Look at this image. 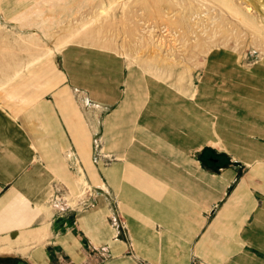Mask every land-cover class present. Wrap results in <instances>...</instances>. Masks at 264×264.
Returning <instances> with one entry per match:
<instances>
[{"label": "rangeland", "instance_id": "obj_1", "mask_svg": "<svg viewBox=\"0 0 264 264\" xmlns=\"http://www.w3.org/2000/svg\"><path fill=\"white\" fill-rule=\"evenodd\" d=\"M40 81L44 92L72 88L93 162L111 174L98 185L83 176L80 196L58 183V195L79 210L103 191L107 221L117 230L125 225L119 237L133 256L132 214L112 179L124 162L116 155L122 142L111 149L106 117L131 97L117 131L134 119L131 143L152 159L151 169L138 168L141 194H168L180 184L176 193L200 196L197 214L211 217L221 204L222 173L234 168L240 178L264 160V0H0V97H19ZM138 214L161 233L181 230L179 223L169 230L154 212ZM31 249L0 239V256L27 257Z\"/></svg>", "mask_w": 264, "mask_h": 264}, {"label": "crops", "instance_id": "obj_2", "mask_svg": "<svg viewBox=\"0 0 264 264\" xmlns=\"http://www.w3.org/2000/svg\"><path fill=\"white\" fill-rule=\"evenodd\" d=\"M41 82L26 86L33 89L19 97H0V239L10 240L22 252L31 247L27 257L18 255L27 264H66L67 260L74 264H143L140 260L146 264H264V160L252 164L240 178L234 168L225 169L220 177L224 191L215 200L221 204L211 217L197 214L200 196L176 193L180 184L168 194H141L144 178L138 168L151 169L153 164L139 143H131L137 128L134 119L126 120L131 124L117 131L131 97L123 100L106 117L105 131L112 150L122 142L116 155L124 157V162L115 165L112 179L120 198L130 201H124V212L132 214L128 220L135 244L132 256L127 242L119 237L120 230L107 221L103 191L90 195V207L79 210L58 195V183L75 196L80 194L83 176L98 185L107 184L111 174L107 169L101 174L93 162L90 133L72 88L64 84L44 92L38 86ZM125 166L130 167L123 176ZM197 177L194 180L200 184ZM185 185L192 189L191 184ZM200 189L196 187L195 193H201ZM140 210L148 216L154 212V218L172 224L169 230L179 223L181 230L174 227L179 233H161L138 217ZM163 212L167 219L157 214ZM189 227L192 232L183 235Z\"/></svg>", "mask_w": 264, "mask_h": 264}, {"label": "flooded vegetation", "instance_id": "obj_3", "mask_svg": "<svg viewBox=\"0 0 264 264\" xmlns=\"http://www.w3.org/2000/svg\"><path fill=\"white\" fill-rule=\"evenodd\" d=\"M1 264H27L21 257L17 255L2 256ZM15 258V259H14Z\"/></svg>", "mask_w": 264, "mask_h": 264}, {"label": "bare ground", "instance_id": "obj_4", "mask_svg": "<svg viewBox=\"0 0 264 264\" xmlns=\"http://www.w3.org/2000/svg\"><path fill=\"white\" fill-rule=\"evenodd\" d=\"M212 103V102H211ZM162 106H166V105H162ZM214 107V106H213ZM209 108H211V107H209ZM159 109V108H158ZM197 111V110H196ZM160 119V118H159ZM117 120H119V119H117ZM146 122V121H145ZM148 122V121H147ZM149 123V122H148ZM160 123V122H159ZM144 125V124H143ZM164 125V124H163ZM137 126H139V125H137ZM136 126V127H137ZM142 127V126H141ZM154 127V126H153ZM156 127V126H155ZM134 129V128H133ZM153 129V128H152ZM155 129V128H154ZM192 136V135H191ZM158 147V146H157ZM161 156V155H160ZM159 158V157H158ZM154 161V160H153ZM160 161V160H159ZM130 163H131V161H130ZM161 163V162H160ZM164 163V162H163ZM162 163V164H163ZM132 164V163H131ZM139 165H141V164H139ZM162 166V165H161ZM145 169H147V168H145ZM149 169V168H148ZM132 172V171H131ZM165 175V174H164Z\"/></svg>", "mask_w": 264, "mask_h": 264}, {"label": "built area", "instance_id": "obj_5", "mask_svg": "<svg viewBox=\"0 0 264 264\" xmlns=\"http://www.w3.org/2000/svg\"><path fill=\"white\" fill-rule=\"evenodd\" d=\"M90 195H92V194H90ZM124 228H126L125 225H124ZM124 228L121 226V224H119L118 230H120V229L123 230Z\"/></svg>", "mask_w": 264, "mask_h": 264}, {"label": "water", "instance_id": "obj_6", "mask_svg": "<svg viewBox=\"0 0 264 264\" xmlns=\"http://www.w3.org/2000/svg\"><path fill=\"white\" fill-rule=\"evenodd\" d=\"M4 258L2 256H0V260H3ZM15 259V258H14Z\"/></svg>", "mask_w": 264, "mask_h": 264}]
</instances>
